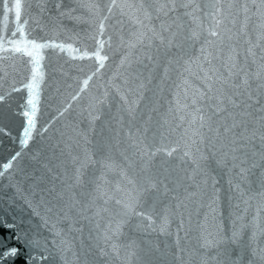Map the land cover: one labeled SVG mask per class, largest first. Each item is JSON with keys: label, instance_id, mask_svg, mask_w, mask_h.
I'll list each match as a JSON object with an SVG mask.
<instances>
[{"label": "snow or ice", "instance_id": "1", "mask_svg": "<svg viewBox=\"0 0 264 264\" xmlns=\"http://www.w3.org/2000/svg\"><path fill=\"white\" fill-rule=\"evenodd\" d=\"M62 2L55 0V8L83 19L97 44L92 50L76 47L72 59L94 58L98 67L59 115L71 114L73 103L105 67L109 57L101 52L105 44L112 47V36L102 38L109 28L121 33L120 61L106 90L82 109L42 163L49 173L60 169L61 189L41 188L38 169L25 174L31 182L26 191L39 193L38 206L51 214L44 219L51 250L46 242L48 255L32 256L22 241L40 247L39 241L25 240L12 223H0V264H44L49 256L67 264L69 254L79 260L67 233L82 232L77 227L81 221L91 225L89 239L102 260H119L123 253L127 264H144L146 257L159 253L181 264L191 255L200 264H264V240L258 242L264 237L259 224L264 212V0H76L83 9L79 13L77 8L61 10ZM27 4L0 0V83L9 84L8 96L25 93L22 147L36 126V97L47 86L48 50L64 53L73 47L33 37ZM169 81L168 103L158 108L159 85ZM5 100L0 94V103ZM104 108L109 121L97 130ZM20 155L3 163L0 176ZM177 160L186 166L183 177L174 175L172 162ZM222 178L235 209L228 213L226 230L222 221L217 223ZM253 202L256 214L245 221ZM192 203L208 209L204 222L197 224L194 249L181 246L179 236L185 213L191 222ZM177 214L174 250L142 247L134 238L171 235ZM53 220L67 222V229Z\"/></svg>", "mask_w": 264, "mask_h": 264}, {"label": "water", "instance_id": "2", "mask_svg": "<svg viewBox=\"0 0 264 264\" xmlns=\"http://www.w3.org/2000/svg\"><path fill=\"white\" fill-rule=\"evenodd\" d=\"M199 2V0H197ZM251 7V5H249ZM28 15L32 18L29 25L30 28L35 29L32 31V36L40 39L54 40L58 43H70L72 49L64 53H57L48 50L45 57L44 64L46 65V87L40 90V95L36 97L37 110L34 115L36 121L35 129L33 130L29 143L26 147H22L19 143V138L22 136V124L25 118L20 115L23 110L20 106L24 102L25 93L18 92L8 96L10 91L8 83H0V94L6 96V100L0 103V169L3 167L4 162H9L10 158L17 152L21 155L12 162V168L0 176V223H12L18 233L25 238V240H37L40 247H30L28 244H23L25 250L32 256H39L40 253L48 255L45 252V243L49 250L52 248L51 240L52 235L50 226L45 225L44 219L51 216L46 213L42 206H38V195H30L29 188L30 181L25 179V174H32L37 169L39 174L43 177L40 184L41 188H51L55 186L57 190L61 189L60 177L57 173L60 169L54 168L51 173L42 167V163L46 158L51 155V145L55 144L60 138L61 133L69 131V125L73 120H79V113L83 108L92 103L93 99L101 95L105 90V86L113 79L117 72V66L120 61V49L117 47L119 43V36L121 33L116 31V28H109L105 37L112 36L111 45L109 48L105 44L101 55L107 54L109 59L104 61L105 67L100 69L99 73L93 76L89 81L87 89L81 94V98L73 103L71 114L65 113L60 116L59 112L63 111L67 103L70 101L71 95L83 86L82 82L87 76L92 75L98 64L93 59H72L75 55L74 49L76 47H84L89 50L97 47L96 41L91 38L88 32V24L83 22V19L76 20L68 16L60 14V10L55 8V0H28L26 6ZM77 8L78 13L82 12L76 0H63L61 3V10ZM86 16L87 14L84 13ZM38 21V23H37ZM113 25L116 20L111 21ZM10 23V28H11ZM116 27H119L118 25ZM93 31H95L93 29ZM243 40H240L239 50L243 53L244 50ZM168 83L161 82L160 88L163 91L157 93V105L166 106L170 98V88ZM161 110H163L161 108ZM115 109L113 108V112ZM109 121V112L104 108L101 114V121H97V130L105 127ZM46 129V131H45ZM259 143V140L257 141ZM174 168V175L183 177L184 168L177 161L172 162ZM222 175V174H221ZM65 181L67 177H64ZM220 191V207L217 209L219 218L217 223L226 230L230 224L228 213L235 212L231 208L228 201L229 191L226 178L220 179L218 185ZM196 199L195 197L193 198ZM192 211L191 222L187 220L185 213V224L183 230L179 232L180 244L183 247L194 249L197 243L198 223H203L204 214L208 212L206 207H201L199 203L190 204ZM244 205H241L243 209ZM256 202L248 208L245 214V221H251L252 217L256 214ZM180 215L177 214L173 217L171 224V235L158 237L153 233L150 239L145 240L140 237H134L142 247L159 246L162 250L166 246L172 247L174 250V240L177 235V227L180 222ZM212 218L209 216V222ZM53 223H58L61 229H67V222H58L53 220ZM259 224L264 227V212L260 214ZM83 227V231L72 230L67 233L68 239H74V247L80 254V259L76 260L71 256L67 257V264H127L122 253L121 259L114 258L100 259L97 255L95 241L89 239V229L91 225L87 221H81L77 227ZM187 234V235H186ZM264 240V237H258V242ZM91 245V247H90ZM87 253V256H85ZM187 264H200L199 258L196 255L186 256ZM44 264H65V261L54 259L49 256V259ZM133 264L136 261L133 260ZM144 264H181L180 261H173L171 256L167 258H160L159 253L150 255L145 258ZM255 264H260L256 261Z\"/></svg>", "mask_w": 264, "mask_h": 264}]
</instances>
